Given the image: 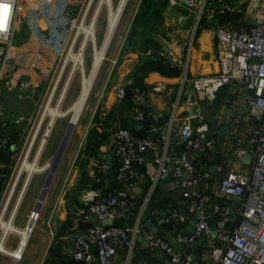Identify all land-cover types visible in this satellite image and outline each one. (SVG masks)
I'll use <instances>...</instances> for the list:
<instances>
[{"label": "built area", "instance_id": "1", "mask_svg": "<svg viewBox=\"0 0 264 264\" xmlns=\"http://www.w3.org/2000/svg\"><path fill=\"white\" fill-rule=\"evenodd\" d=\"M180 1L190 7H199L196 25L201 21L212 24L217 71L189 81L194 101L187 100L186 104L190 109L197 105V114H189V111L188 115L180 117L177 101L169 119L151 126L147 137L136 138L128 128H116L113 155L119 165L112 178L117 187L103 193L110 165L100 161L96 169L104 177L96 176L94 182L97 186L82 191L81 215L71 227L73 240L68 254L75 261L84 264H130L137 249L149 248L168 255L170 264H264V0H171L173 3ZM20 2L0 0V78L4 73L7 76L6 67L14 47L13 34L20 18L24 19ZM51 3L52 0H42L40 7L37 6L41 18L51 19L60 13L66 14L63 10L56 12ZM228 12L241 13V16L236 21H220L219 17ZM50 37L48 34L43 39L49 47L52 44ZM166 54L172 57L171 63L175 64L173 53L165 51L163 56ZM32 57L28 62L34 66L38 59H35L34 53ZM224 85L239 86L247 91L245 98L249 113L257 125L247 140V146L236 149L234 156L242 161L250 154V167L248 171L236 172L226 165L218 166L221 176L217 188L212 193H204L197 189V185L201 180L210 179L211 174L196 169L189 156L192 152L211 151L213 148L200 110L204 104L213 101ZM141 96L140 92H134L131 99L134 103L133 119L139 123L146 119V113L140 108ZM124 98V87L119 86L116 99L120 101ZM0 125L4 128L6 123L0 120ZM172 136L182 139L180 150H173ZM18 144L10 142L8 134L0 138V148L8 154L10 151L14 153ZM154 150L157 153L151 159L155 164H145L142 171L133 165L134 161L141 164L143 155ZM6 168V164L0 162V179L6 177V172H3ZM170 173L174 181L187 185L183 196L188 212H197L200 216L192 223V229L187 231L176 225L189 224L188 215L181 214L176 208L161 214L153 211L154 225L172 234L171 239H166L148 229L142 222V215L156 184ZM145 177L148 186L142 192ZM220 198H228L233 204H220L214 200ZM137 200L140 201L139 207L131 217ZM205 207L210 208L209 218L203 214ZM35 216L36 221L38 214ZM89 217L93 220H88ZM130 218L132 220L128 222ZM84 221L86 226L81 225ZM212 232H215L213 238ZM201 239L203 242L198 244ZM123 243L125 253L119 257L118 249ZM191 245L194 248L187 253L185 249ZM197 246H202L199 251H195Z\"/></svg>", "mask_w": 264, "mask_h": 264}, {"label": "crops", "instance_id": "2", "mask_svg": "<svg viewBox=\"0 0 264 264\" xmlns=\"http://www.w3.org/2000/svg\"><path fill=\"white\" fill-rule=\"evenodd\" d=\"M181 4V1L173 3L171 0H167L160 11L159 26L152 32L150 38L152 42L148 40L146 45L144 43L146 47L149 45L153 46L152 43H155L158 48L171 51L173 58H175V64L171 63L170 59L172 57L170 59H161L170 65V67L177 68L179 72L177 76H167L158 71L151 70L142 79L146 88L144 92H141V105H143L146 115L149 111L155 118H161L163 120L162 123H165L169 119L177 101L178 115L180 117L188 115L191 109L188 108L189 106H187L186 102L193 96L192 86L189 82L190 79L200 75L213 74L217 71L216 39L213 26L203 22L201 26L200 24H193L192 29L189 30L186 23H177L175 17L182 16L177 6ZM34 13L37 12L34 11ZM24 19L26 20V16H24ZM28 25L31 26V24ZM193 32L195 33L193 34ZM128 40L131 41L128 42ZM128 40L126 38L123 39L119 50L109 60L110 64L106 70L103 67L100 69V79L96 84L98 86L95 91V105L100 97H102V101L99 106V113L96 115L97 117L95 116L97 120L91 118L89 122L93 121L91 126L96 125L98 131L104 129L107 133L106 139L100 143L98 148L94 149L92 146L94 141H86L89 138L88 136H90V124L88 122L83 136V142L81 141L76 144L74 150H72L73 156L75 154L73 159V163L75 164L66 170L62 169L60 171L61 175L57 179L55 177L56 182L53 183L54 187L52 192L54 199H51L46 204L47 206L44 208V211H41L43 213V220L37 243L28 253L26 252V247L32 239V229L31 235H28L20 257H14L10 253L8 255L0 251V264H44L50 255L52 257V264H55L57 255H69L68 252L71 250L73 240L71 227H73L75 221L80 217L82 210L81 193L83 190L96 184L94 182V178L96 177L94 176V170L100 161L107 162L108 159L107 163L110 165V168L115 161V156L113 155V146L116 141L114 131L119 126L133 130H139L144 127L140 126L139 122L134 121V107L130 111H123L120 108L115 109L120 102L116 99L117 88L119 86L125 88V86H129L134 81L133 73L142 63L143 59L147 57V53L142 54L139 46L134 44L133 38H129ZM126 43H129V46L126 47ZM40 45H43L44 48H41ZM144 45L142 46L144 47ZM50 51L51 49L49 50L46 45L38 42L36 47V54L38 55L37 68L42 58L48 55ZM24 55L23 51V54L20 55L22 58L19 57V61L16 60V67L14 70L12 69V72H16L15 74L18 77L14 78L13 81L10 80L13 77L7 75L5 82L0 85V120L6 123L5 128H7L6 132L5 130L4 132L8 135L11 130L9 123H14L18 129L23 128V124L26 123L28 116L27 111L32 108L30 107L32 105L24 104L23 97L32 95L36 98V90L40 87L38 80L40 79V82L44 77L41 69H33L32 64L29 65V63L23 60ZM48 56L44 58H49L50 60L51 55L50 57ZM46 63L47 60L43 59V71H47L48 69ZM23 79H26L25 81L28 80L29 83L31 82L30 87L26 91H21V87L18 86V81L21 82ZM156 86H159V88L156 89ZM28 90H30V93L27 92ZM246 94L247 91L239 86L224 85L215 94L213 101L210 104H204L200 110L204 117V123H206L208 128L207 136L213 142L211 151H195L190 153L189 156L191 161L194 162L196 169L199 171H208L211 174L210 179L201 180L198 183L197 189L201 192L212 193L217 188L218 179L221 176L217 171L218 166L226 165L236 172L249 170V162L244 160L240 161L234 156L236 149L247 146V140L254 133L257 125L249 113V105L245 98ZM159 124L161 123H157L156 125ZM17 131L19 132V130ZM88 142L90 146H87ZM172 148L173 150H180L181 142H173ZM153 152V157H155L157 151L154 150ZM12 154H14L13 151ZM12 156L10 159H12ZM143 158L144 160L141 164L136 161L133 162V165L138 170L142 171L143 166L147 163L155 164L152 159H145L144 155ZM146 185L147 177L143 180L142 192H145ZM113 186L111 178L106 177L104 186L102 187L103 193L105 194L110 189L115 188ZM157 186V189L151 194L143 212L142 222L151 230V225L155 226L153 223V211L161 214L176 208L181 214L188 215L190 218V223L186 226V230L190 231L193 227L192 223L200 215L197 212H188V205L183 196L187 190V185L183 182L177 183L174 181L170 173L166 178L161 179ZM214 200L220 204H233V201L228 198ZM203 214L209 218L210 208L205 207ZM88 220L91 221L93 219L89 217ZM131 220L132 218L128 222ZM24 223L21 222L20 226L23 227ZM118 223L123 224V222ZM81 225L86 226L87 222L84 221ZM154 230L155 233L166 239H171L172 237V234L165 229L156 227ZM7 243L8 247L6 248L9 251L15 252L21 249V242L18 246L14 242V239H8ZM175 247L179 248L178 245H175ZM52 250L53 253H51ZM118 250L119 257H122L125 253L124 246L121 245ZM137 250V254L136 252L133 253L130 264H170L169 256L163 252L149 248Z\"/></svg>", "mask_w": 264, "mask_h": 264}, {"label": "rangeland", "instance_id": "3", "mask_svg": "<svg viewBox=\"0 0 264 264\" xmlns=\"http://www.w3.org/2000/svg\"><path fill=\"white\" fill-rule=\"evenodd\" d=\"M26 1L27 0H21V4L24 7L28 6V4H26ZM119 1L120 0H110L111 10L116 9V7L119 4ZM159 1L161 0H126L125 1L122 8V12L114 29V32L110 38L108 45L106 46L101 63L93 78L88 97L84 103L82 110L79 112L77 116V120L74 124L72 133L65 147L64 153L57 167L56 173L47 190L46 196L40 206L38 212V218L34 222L33 231L31 233L32 239L30 240L28 246L26 247L27 253L35 246V244L39 239L40 226L43 220V213L41 211H44V208L47 206L46 204H48L51 199L52 200L54 199L52 197V192L54 187L53 183H55L57 177L61 175L60 171L62 169L66 170L68 168H71L73 164H75L73 163L75 154L73 156L72 150H74L76 144H78L81 141L83 142V138H84L83 136L87 129L86 125L88 124L89 120H91V118L95 119V116L99 113L100 110L99 106L101 104L102 97L99 98L97 104L95 105L96 102L95 91L98 86L96 84L100 79L99 78L100 69L103 67V69L106 70V68L110 64L109 60L111 59L112 55L117 50H119V47L122 44L124 38H126V40H128L129 38L130 39L133 38L134 44L139 46L140 52L142 54L147 53L146 54L147 57L148 55H151L149 57H153L155 55L158 58H162L163 60L170 59V57H168L167 54L163 56L165 50H162L158 47L155 48L149 45L147 46L146 51L144 49V47H146L145 46L146 42L148 41V39L151 38L152 32L156 30L152 26L153 24L151 21L153 20L158 21L159 18L154 16H150V17L148 16L150 20H147L146 23V20L143 19L142 15L145 14V12H148L147 10L148 3H150L153 6H156L159 4ZM41 3L42 0H33V4L32 5L29 4V5L30 8H33V10L37 12L36 8L37 6L40 7ZM99 3L100 0H52L51 3L52 9H56V12H62L63 10V12L66 14L60 13L55 18L49 19L48 17H46V19H43L40 18L38 12L30 16L32 13L27 11L26 13L27 21L25 19L20 18L19 23L15 28L13 34V42H12V45L15 47L21 46L23 40L30 36L29 30L37 31V33L39 34L38 36H40L38 40L40 43L42 42L43 44L45 43L43 39L46 38L48 34L51 35L50 38L52 39V44L50 47L46 45L49 50L51 49V51L48 54L49 56L44 54L46 57L47 56L50 57L51 55L50 60L49 58L45 59L46 57L44 56L45 58L44 57L42 58L41 63L39 62L41 65H43V59L47 60L46 63L48 67L47 71H43L42 66L40 65L38 68L36 65L32 66L33 69L34 68L41 69V72L44 73L43 75L44 77L42 78V81L39 82L38 80L40 87L38 90H36L37 93L36 98L34 97L35 99L33 100V102L30 103V105H32L33 107L31 108L32 110L30 109L29 111H27L28 116L26 123L23 124V128H21L19 132L20 140L18 141L19 143L18 147L15 150L10 162L6 164L9 174L5 178H3L5 184L3 189L0 191V213L2 211V208L6 206V209L3 214L4 227L0 228V240L3 237V231L6 229L8 233L7 236L9 238L7 236L5 237L3 243L4 247L2 246L3 250L6 252L7 250H5V248L8 247V243H7L8 239H14V242L19 246L22 236L21 234L19 235L18 233L13 231H17V229L15 228H22V226H20L21 222H25L23 226H25L29 222L30 217L32 216L33 213L36 199L43 185L45 176L48 173V171H43L40 173H34L33 175H29L26 188L24 189L23 192L24 195L22 194L21 198L19 199L21 190L25 184V180H27V171L22 170L23 169L22 165L32 164L37 155L39 157L37 156L36 164H38L39 166L45 165L53 158L52 155L55 149L57 148V146L59 145L61 138L63 137L67 123L69 121H72L71 111L69 110L67 112V110L71 107V105H73V103L75 102V100L79 95L83 74H88L91 70L94 50L96 48H100L103 42L107 23H108V8H107L108 5L102 3V6L98 11V14L96 16L97 18L94 24V39L92 40L86 39L83 30L79 29L81 23H83L85 28L88 27L91 19L95 15V11H97V7ZM177 9H179L178 11L181 13L183 17L182 16L175 17L176 22L181 24L186 23L188 29L189 30L192 29L193 24H196V18L199 11V7L198 6L190 7L188 5L181 4L177 6ZM223 16L225 15L219 17L220 21L223 20L222 19ZM29 17H31L30 20L28 19ZM185 17L187 18L184 19ZM39 20H41L44 23V27L41 28L38 27L37 24H35ZM28 24H31L32 28H30L31 26H29ZM201 24L203 23H200V26ZM208 25H212V24L209 23ZM194 33L195 32H193V34ZM83 42H85L86 45H84V51L81 61L82 66L79 67L73 63L74 59L71 58L72 56L69 55V53L72 52L73 55H76ZM125 45L127 47L129 46V43L128 44L126 43ZM142 45H144V47ZM40 47L44 48L43 45H40ZM26 50H27L26 47H23L24 53L28 54ZM5 79H6V73L2 74L1 76L0 85L5 82ZM65 88H66L65 94L62 96ZM27 92L30 93V90H28ZM47 106L51 111H53L55 108H58L57 116L55 115L52 116L54 117L52 120L50 115L51 113L45 112ZM91 115L93 116L91 117ZM40 120L42 121L38 129V132L35 136L32 150L30 152L29 157L25 159L23 158L24 154L31 142L35 129L40 123ZM95 120H97V118ZM92 122L93 121L89 122L90 135L93 129L94 128L96 129V125L91 126ZM49 123H50L49 132L46 136L42 149L38 153L39 143L42 140L43 134H45V130ZM86 141L89 140L86 139ZM19 168L21 169V174L19 176L18 181H16L13 194L7 202L10 189L13 185L15 177L19 171ZM15 205L16 206L18 205V208L16 209L12 223H9L10 216L12 214ZM7 224H11L10 229L5 227ZM154 227L155 226L151 225L150 228L152 231L155 232V230L153 229ZM13 252L14 251L9 253L11 254ZM51 253H53V250L51 251ZM20 254L18 257H20ZM51 258L52 257L50 255L45 260L44 264H52Z\"/></svg>", "mask_w": 264, "mask_h": 264}, {"label": "bare ground", "instance_id": "4", "mask_svg": "<svg viewBox=\"0 0 264 264\" xmlns=\"http://www.w3.org/2000/svg\"><path fill=\"white\" fill-rule=\"evenodd\" d=\"M125 1L126 0H120L118 6L116 7V9L115 10L114 9L111 10V8H110V6H111L110 5V0H100V3L98 4V7H97V11H95V15L91 19L88 27L85 28V26L83 25V23H81L82 28H81V26L79 27L80 30H83L86 39H89V40L94 39V24H95V20L97 18L96 16L98 14V11H99L100 7L102 6V3H104L105 5H108L107 6V8H108V23H107V27H106V31H105V35H104L103 42H102L100 48H96L94 50L93 60H92L93 62H92L91 70H90V72L88 74H83L82 80H81V89H80L79 95H78L77 99L75 100V102L73 103V105H71V107L67 110V112L69 110L71 111L72 121H69V122L72 123V124H75V122L77 120V116H78L79 112L82 110V108L84 106V103H85V101H86V99L88 97V94L90 92V88H91V84H92L93 78H94V76H95V74H96V72L98 70V67H99V65L101 63V60L103 58V54L105 52L106 46H107V44H108V42H109V40H110V38H111V36H112V34L114 32V29L116 27V24L118 22V19L120 17L121 12H122V8H123V5H124ZM21 6H22V4H21ZM25 13L26 12H25V9L23 7V11H22V14H23L22 17L23 18L25 16ZM72 45H73V43H72ZM84 45H86L85 42H83L81 44V47H80V49H79V51L77 52L76 55H73L72 52H70L71 54L69 53V55L72 56L71 58L74 59V62L73 63L76 66H79V67L82 66V62L81 61H82V55H83V51H84ZM27 52H28V54H25L24 53L25 55L23 56L24 57L23 60L25 62L29 63L28 62V59H30L32 57V53L35 54V59L37 58V56H36V49H32V50H29ZM21 54H23V51L22 50L17 49L15 46L12 48V53L9 56L8 64H7V67H6L7 68V75L10 76V77H13V79H10V80H13L14 81V78H17L18 77V75L16 76V74H15L16 72H14V71L12 72V69L14 70V68L16 67V64H17L16 60L19 61L18 59H19V57H21L20 56ZM68 59H70V58H68ZM39 65L42 66L41 64H39ZM9 69H11V70H9ZM83 73H84V71H83ZM25 80L26 79H23V81H21V82L18 81V84H19L18 86H20V84H21V91H26V89H28L30 87V85H31V82L28 83L29 81L28 80L25 81ZM15 81H16V79H15ZM65 91H66V88L64 89L62 96L65 94ZM32 97H33L32 95L31 96H29V95L24 96L23 97V101L25 102L24 104L33 102V100L35 98L33 97V99H32ZM57 111H58V108H55L53 111H51V110H49V107L48 106L45 109V112L46 113H51L50 114L51 115V120L54 118L52 116H54V115L57 116ZM41 121L42 120H40V123L38 124L37 128L35 129L34 134H33V137L31 139V142H30L29 146L26 149V152H25L24 157H23L25 159H27L29 157V155H30V152L32 150L33 143H34V140H35V136H36V134L38 132V129H39L40 124H41ZM49 129H50V123L47 125V128L45 130V134H43V138H42V140L39 143L38 153L40 152V150L42 149V147L44 145V142H45L46 136H47V134L49 132ZM37 156L35 157V160H34V162L32 164L22 165L23 166V169L22 170H26L27 171V180H25V184H24V186H23V188L21 190L20 195L23 194L24 189L26 188V184H27V181L29 179L28 178L29 175H33L34 173H40V172H43V171H49L51 169L52 165H53V160H52L53 158H52L51 161L47 162L45 165L39 166L38 164H36V162H37ZM20 168H19V171H18V173H17V175L15 177V180L13 182V185H12V187L10 189V192H9V195H8V198H7V202L10 199V197L12 196L13 190H14V187H15V184H16V181H18L19 176L21 174V169ZM19 199H20V196H19ZM17 208H18V205L17 206L15 205V207H14V209L12 211V214L10 216L9 223H12V220H13V217L15 215V212H16V209ZM5 209H6V206H4L2 208V211L0 213V228L1 227H4L3 214H4ZM33 218H34V220H33ZM35 218H36V216H32L30 218V220H29V222H28L27 225L23 226L22 228H15V229H17V231H13V232L18 233L19 235L21 234L22 237H21V245H20V248L21 249L15 251L13 253H11L10 254L11 256H14V257L15 256H19V254L21 253L22 248H23V246L26 243V239H27L28 235H30V233H31L30 230L32 231V229L34 227ZM5 227H7L8 229H10L11 228V224H7ZM7 234H8L7 233V230L5 229L3 231V237L0 240V251L3 252V253H6V254H8L9 252H12V251H9L6 248H5V250H7V252L3 250V247H4V244L3 243H4V239L7 236Z\"/></svg>", "mask_w": 264, "mask_h": 264}, {"label": "trees", "instance_id": "5", "mask_svg": "<svg viewBox=\"0 0 264 264\" xmlns=\"http://www.w3.org/2000/svg\"><path fill=\"white\" fill-rule=\"evenodd\" d=\"M167 0H161L159 1V4L156 5V6H153L151 5L150 3L147 4L148 8V12H145V14H143V19L146 20V23H147V20H150V18H148V16H154V17H157L159 18V14H160V11L161 9L163 8V6L166 4ZM26 4H28V6L25 7L26 9V12H30V13H33L34 14V11H33V8H30V5L33 4V0H30V1H26ZM30 4V5H29ZM23 6V5H22ZM36 6V5H34ZM33 14H31L30 16H32ZM26 16V15H25ZM241 16V13H233V12H228L225 16L222 17V19H232L234 21H236L237 19H239V17ZM27 19V17H26ZM29 20L31 19V17L28 18ZM38 19V18H36ZM35 21V19H34ZM33 21V22H34ZM152 22V26L156 29L157 26H159V19L158 21L156 20H153L151 21ZM35 23V22H34ZM200 23H203V21L199 22ZM35 24L38 25V27H44V23L39 20L37 21ZM198 24V25H199ZM34 25V24H33ZM136 29V27H135ZM134 29V30H135ZM30 32V36L28 38H25L22 42V45L21 46H18L16 47L17 49H20L23 51V47H28L26 48V52L31 50V49H36L37 47V44L39 42V38L40 36H38L39 34L37 33V31H33V30H29ZM150 42H152L151 39H148ZM131 41V40H128V42ZM153 47L157 48L158 46L155 44V43H152ZM30 48V49H29ZM147 47H144V49L146 50ZM151 70H155V71H158L160 73H162L163 75H167V76H177L179 74L178 72V69L177 68H173V66L170 67V65H168L167 63H165L161 58H158L157 56H153V57H146L143 59L142 63L136 68L135 72L133 73V77H134V81L129 85L132 90L134 92H144L145 88H146V85L143 84L142 82V79L143 77ZM46 71V70H45ZM40 80V79H39ZM37 94V93H36ZM27 104V103H26ZM119 105L115 107V109L117 110L118 108L123 109V111H130L133 107H134V103L133 101L127 103V100L124 98L122 100H120V102L118 103ZM27 105H30L27 104ZM30 107H33V106H30ZM140 108H142L144 110V112L146 113L143 105H140ZM20 122V121H19ZM9 126L11 128L10 132H9V139H10V142H18L20 140V130L21 129H18L17 125H15L14 123H9ZM7 128V127H6ZM6 128H2L1 125H0V131L1 130H5L6 132ZM149 128L150 126H144L143 128L137 130V129H129L131 134L136 137V138H144V137H147L149 135ZM19 130V132L17 131ZM12 131V132H11ZM5 134H2L0 132V138L3 137ZM107 137V133L104 129H102L101 131H98L97 128L93 129L91 135L89 136V141L90 142H93L92 143V146L94 147V149L98 148L100 146V143L102 141H104ZM87 146H90V143L88 142ZM10 154H8V151H3L1 148H0V162H3V163H9L10 162V158H11V151L9 152ZM119 163L118 161L116 160L115 158V161L112 165V167L110 168L109 172L107 173V177H110L111 178V181L113 183V187H117V184H116V181L113 180L112 176H113V173L115 172L116 168L118 167ZM96 168V167H95ZM3 172H6V176H8L9 174V171L6 169H4ZM94 176H97V177H104V174L100 171H98L97 169L94 170ZM4 184H5V181L3 178L0 179V191L3 189L4 187ZM158 183L156 184L154 190L152 191V193L157 189V186ZM96 186V184H93L92 187ZM148 186V182H147V185ZM139 204H140V201L137 200L136 204H135V207L133 209V213H132V216L133 217V214L136 213L138 207H139ZM178 228H186L187 224H177L176 225ZM167 229L170 230L171 229V226L168 225L167 226ZM202 246H197L195 248V251H199V249L201 248ZM136 254H137V250L135 251ZM55 264H84L83 262L81 261H75L73 260L69 255H57V261H55Z\"/></svg>", "mask_w": 264, "mask_h": 264}, {"label": "water", "instance_id": "6", "mask_svg": "<svg viewBox=\"0 0 264 264\" xmlns=\"http://www.w3.org/2000/svg\"><path fill=\"white\" fill-rule=\"evenodd\" d=\"M184 1H188V0H184ZM11 70V69H9ZM125 90V98L127 99L128 103L131 101V99L133 98L134 96V91L132 90L131 87L129 86H125L124 88ZM192 101H194V96H192L191 98ZM198 113V106L197 105H193L192 106V109L190 110L189 114H197ZM163 120L161 118H155L149 111L147 112V115H146V119L143 121V122H140L139 125L140 126H153V125H156L157 123H162ZM73 127H74V124L68 122L67 125H66V129H65V132L63 134V137L61 138V141L59 143V145L57 146V148L55 149L54 153H53V165L51 167V169L48 171V173L46 174L45 176V179H44V182H43V185L40 189V192L38 194V197L36 199V202H35V205H34V209H33V213H32V216H35L36 214H38L39 212V209H40V206L46 196V193H47V190L53 180V177L56 173V170H57V167L60 163V160L62 158V155L64 153V150H65V147L68 143V140L70 138V135L72 133V130H73ZM2 134H5V132L3 130L0 131ZM172 142H177V141H182V139L180 138H177L175 136H172L171 139H170ZM154 153L152 151H147L145 154H144V157L145 159H151L153 157ZM174 156V155H172ZM250 160V154H247L245 157H244V161L246 162H249ZM107 162H108V159H107ZM190 163L192 165H194V162L190 160ZM156 228V227H155ZM154 228V229H155ZM203 238L205 237V235L202 236ZM211 237H215V232H212L211 233ZM203 242V239L199 240L198 241V244H201ZM122 246H124V243L122 244ZM194 248V245H191V246H188L186 247L185 251L187 253H190L192 251V249Z\"/></svg>", "mask_w": 264, "mask_h": 264}]
</instances>
